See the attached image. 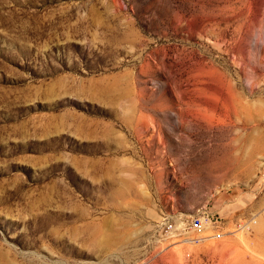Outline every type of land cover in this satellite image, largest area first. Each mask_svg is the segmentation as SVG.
<instances>
[{
    "label": "rangeland",
    "instance_id": "1",
    "mask_svg": "<svg viewBox=\"0 0 264 264\" xmlns=\"http://www.w3.org/2000/svg\"><path fill=\"white\" fill-rule=\"evenodd\" d=\"M0 264H264V0H0Z\"/></svg>",
    "mask_w": 264,
    "mask_h": 264
},
{
    "label": "built area",
    "instance_id": "2",
    "mask_svg": "<svg viewBox=\"0 0 264 264\" xmlns=\"http://www.w3.org/2000/svg\"><path fill=\"white\" fill-rule=\"evenodd\" d=\"M183 223V222H182ZM243 224H239L242 226ZM212 228L213 234L211 235L215 239H220L223 233L218 229V218L212 212L208 210H202L194 215H192L189 219L185 221V223L181 224V226L177 229L172 228V224H168L165 226L164 230L166 232L165 239L173 240H187L190 239L193 243L201 242L207 236L203 235L204 229ZM193 233L194 235L190 236Z\"/></svg>",
    "mask_w": 264,
    "mask_h": 264
},
{
    "label": "bare ground",
    "instance_id": "3",
    "mask_svg": "<svg viewBox=\"0 0 264 264\" xmlns=\"http://www.w3.org/2000/svg\"><path fill=\"white\" fill-rule=\"evenodd\" d=\"M204 239H205V238H204ZM187 241H188V242H193V241H192V240H190V239H187Z\"/></svg>",
    "mask_w": 264,
    "mask_h": 264
}]
</instances>
